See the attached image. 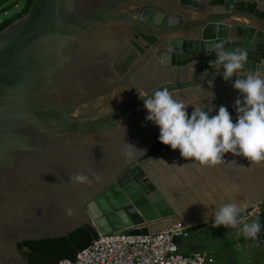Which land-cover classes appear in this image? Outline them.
<instances>
[{"label": "water", "instance_id": "95a60500", "mask_svg": "<svg viewBox=\"0 0 264 264\" xmlns=\"http://www.w3.org/2000/svg\"><path fill=\"white\" fill-rule=\"evenodd\" d=\"M245 1L264 10V0H33L0 31V264H29L20 242L66 237L86 225L103 236H148L156 227L213 222L188 225L178 189L164 187L174 179L148 166L172 150L146 157L159 128L146 120L144 98L167 89L189 115L194 108L216 115L223 105L236 122L237 77L225 81L206 50L244 48L241 75L264 73V18L234 8ZM132 29L156 44L137 51L127 72L115 71L133 49ZM126 143L141 151L130 149L129 159ZM77 173L90 183L70 180ZM240 218L232 228L239 232L243 223L264 225V199ZM246 240L264 247V228Z\"/></svg>", "mask_w": 264, "mask_h": 264}, {"label": "clouds", "instance_id": "9594fccd", "mask_svg": "<svg viewBox=\"0 0 264 264\" xmlns=\"http://www.w3.org/2000/svg\"><path fill=\"white\" fill-rule=\"evenodd\" d=\"M207 51L216 57L209 62V67L219 69L222 66L225 81L237 77L232 86L243 99L235 101L236 122L223 105L216 115L199 108H194L189 115L185 102L167 89L144 98L146 120L159 128V142L172 151L178 150L186 161L215 167L225 163L226 154H232L244 158L250 165H259L264 162V73L257 70L241 75L248 61V52L244 48L228 50L223 43H216L206 50V54ZM126 145L125 156L129 159L133 156L130 149L141 151L131 144ZM70 180L78 184L90 183L89 177L82 173L75 174ZM241 211L236 202L222 205L214 211L212 227L237 228L242 223ZM68 212L71 214V209ZM262 228L264 225L257 220L243 223L241 231L246 238L256 239Z\"/></svg>", "mask_w": 264, "mask_h": 264}, {"label": "crops", "instance_id": "0c3cea01", "mask_svg": "<svg viewBox=\"0 0 264 264\" xmlns=\"http://www.w3.org/2000/svg\"><path fill=\"white\" fill-rule=\"evenodd\" d=\"M224 160L225 163L215 167L201 166L182 159L177 150L162 154L148 166L153 165L159 173L174 179L173 188L178 189L182 212L191 216L184 221L197 225L212 222L214 211L226 203L236 202L243 210L264 199V162L250 165L244 158L232 154H226ZM163 228H153V232ZM247 243L263 252L258 242L247 240Z\"/></svg>", "mask_w": 264, "mask_h": 264}, {"label": "built area", "instance_id": "2783aa9c", "mask_svg": "<svg viewBox=\"0 0 264 264\" xmlns=\"http://www.w3.org/2000/svg\"><path fill=\"white\" fill-rule=\"evenodd\" d=\"M254 211H262L261 202ZM188 230L183 223H177L148 236L99 235L100 240H94L87 251L78 252L75 262L62 259L59 264H215V259L206 253L180 251L178 240L187 238Z\"/></svg>", "mask_w": 264, "mask_h": 264}, {"label": "rangeland", "instance_id": "374dc122", "mask_svg": "<svg viewBox=\"0 0 264 264\" xmlns=\"http://www.w3.org/2000/svg\"><path fill=\"white\" fill-rule=\"evenodd\" d=\"M27 0H11L0 8V24L16 16L25 8ZM18 5V8L15 6ZM5 11L7 14H5ZM232 228H213L208 224L202 228L189 229V236L178 240L180 251L185 254L206 253L215 259V264H264L263 252L250 247L242 232Z\"/></svg>", "mask_w": 264, "mask_h": 264}, {"label": "trees", "instance_id": "16d2710c", "mask_svg": "<svg viewBox=\"0 0 264 264\" xmlns=\"http://www.w3.org/2000/svg\"><path fill=\"white\" fill-rule=\"evenodd\" d=\"M33 0H27L23 11L18 13L12 18H8L0 24V31L12 24L14 21L22 18L28 11ZM226 0H213L214 4H223ZM11 0H0V8L7 6ZM245 7L243 3L235 4L234 8ZM250 12H255L262 18H264V10L260 11L256 4L248 5ZM153 41V38H149ZM170 147L162 145L158 142L154 145L146 157L157 155L169 150ZM200 226L198 228H202ZM197 228V229H198ZM99 238V234L96 229L86 225L74 232L70 233L66 237H58L54 239H41L34 241H23L18 244V248L24 258L29 264H59L62 259L74 260L77 253L89 247L94 240Z\"/></svg>", "mask_w": 264, "mask_h": 264}, {"label": "flooded vegetation", "instance_id": "af4514ba", "mask_svg": "<svg viewBox=\"0 0 264 264\" xmlns=\"http://www.w3.org/2000/svg\"><path fill=\"white\" fill-rule=\"evenodd\" d=\"M240 3H243L245 5V7L242 6V8H238V9H243V10H248V5L252 4V3H248L246 1L245 2H240ZM212 4L213 5H218V4H214L213 0H212ZM253 4H256V3H253ZM234 6H235V4H234ZM257 8H258V6H257ZM130 34L132 36L130 41H131V44L133 46V49L126 56H124L123 59L118 63V67L116 69L114 68L115 71L117 70L118 72H122V73L127 72L129 70L131 61L134 60V58H137V55H138L137 51H139V52L144 54V53L148 52L149 50H151L152 46L154 44H156L155 43L156 40L154 38H153L154 39L153 41H150L149 38H152V37L146 35L145 33L139 31L138 29H132ZM148 67H150V66H148ZM95 94L96 93L92 92L91 94H89V96L93 97ZM35 134H37V133L32 132V135H34L33 138L38 140L39 139V135H35ZM130 167H131V165H129V166L125 167L124 169H122L121 173L119 174V177H121L122 175L126 174L130 170ZM113 181H111V182H113ZM235 230H237V229H234L233 231H235Z\"/></svg>", "mask_w": 264, "mask_h": 264}, {"label": "bare ground", "instance_id": "6f19581e", "mask_svg": "<svg viewBox=\"0 0 264 264\" xmlns=\"http://www.w3.org/2000/svg\"><path fill=\"white\" fill-rule=\"evenodd\" d=\"M163 182H164V187L166 190L170 189L172 187L173 183L175 185V182H167L165 180Z\"/></svg>", "mask_w": 264, "mask_h": 264}]
</instances>
